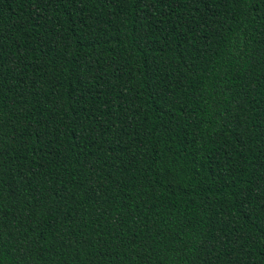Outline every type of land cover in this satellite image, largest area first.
Returning <instances> with one entry per match:
<instances>
[{
  "label": "trees",
  "instance_id": "16d2710c",
  "mask_svg": "<svg viewBox=\"0 0 264 264\" xmlns=\"http://www.w3.org/2000/svg\"><path fill=\"white\" fill-rule=\"evenodd\" d=\"M0 264H264V0H0Z\"/></svg>",
  "mask_w": 264,
  "mask_h": 264
}]
</instances>
